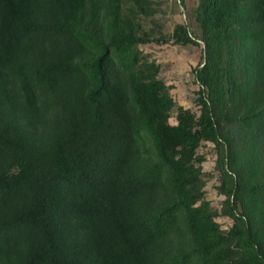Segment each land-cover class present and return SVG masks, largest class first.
Segmentation results:
<instances>
[{"label":"trees","instance_id":"obj_1","mask_svg":"<svg viewBox=\"0 0 264 264\" xmlns=\"http://www.w3.org/2000/svg\"><path fill=\"white\" fill-rule=\"evenodd\" d=\"M146 7L0 0V264H264V0H198V115L139 48Z\"/></svg>","mask_w":264,"mask_h":264},{"label":"rangeland","instance_id":"obj_2","mask_svg":"<svg viewBox=\"0 0 264 264\" xmlns=\"http://www.w3.org/2000/svg\"><path fill=\"white\" fill-rule=\"evenodd\" d=\"M197 4L198 0H147L144 13L137 9L132 13L133 19L141 26V31L152 38L151 42L140 44V50L149 61L159 65L158 77L169 87L174 102L196 115L199 114L197 98L201 89L196 72L204 63L205 54V45L200 40L201 30L195 19ZM177 25L185 26L189 36L196 43L185 45L175 43L172 35ZM38 46L39 48L34 51L33 45L32 51L43 53L49 48L48 42H42L41 46L39 44ZM6 82L10 88V82L8 80ZM15 111L20 122L27 120L24 109L17 106ZM175 116L176 112L173 111L169 119L171 125H176ZM197 154L203 157L201 166L204 198L211 208L220 212L224 197L217 189L220 185V177L216 170L217 151L212 143L205 142ZM215 221L222 230H227L232 225L229 218L221 215L216 217Z\"/></svg>","mask_w":264,"mask_h":264}]
</instances>
